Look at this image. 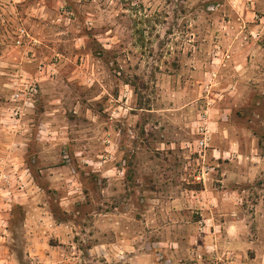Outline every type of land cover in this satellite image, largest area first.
<instances>
[{
	"label": "rangeland",
	"instance_id": "obj_1",
	"mask_svg": "<svg viewBox=\"0 0 264 264\" xmlns=\"http://www.w3.org/2000/svg\"><path fill=\"white\" fill-rule=\"evenodd\" d=\"M0 60V264H264V0H0Z\"/></svg>",
	"mask_w": 264,
	"mask_h": 264
},
{
	"label": "crops",
	"instance_id": "obj_2",
	"mask_svg": "<svg viewBox=\"0 0 264 264\" xmlns=\"http://www.w3.org/2000/svg\"><path fill=\"white\" fill-rule=\"evenodd\" d=\"M0 62H3V60L1 61L0 60ZM1 65V64H0ZM0 72H1V69H0ZM28 74V73H27ZM31 76V75H30ZM9 86H10V88L11 89H20L19 88V82H13L12 84L10 83L9 84ZM19 97V96H18ZM18 97L16 98V100L18 99ZM20 98V97H19ZM11 99V101L13 102L14 101V97H13V95H11V96H9V99L8 100H10ZM22 102V101H21ZM21 102H20V104H21ZM5 103L3 102V100H2V98H0V111H1V114L4 116L5 115V117H6V115H7V107L8 106H6V105H4ZM6 106V107H5ZM22 106H23V104H22ZM18 109V108H17ZM13 110H14V108H13ZM13 111L10 113V114H8V115H12L13 116ZM15 116L17 115L18 116V114H14ZM9 117V116H8ZM9 121V118H1L0 119V121ZM15 120H17L16 118H15ZM14 121L12 120V123H13ZM16 122V121H15ZM12 128L11 129H9L8 131H6V133H8V134H14L15 132H18V130H16L17 129V127L14 125H12L11 126ZM6 159H0V165H2L3 163L5 164L6 163ZM0 177L2 178V177H7V176H2V175H0ZM235 183H239V182H235ZM225 192V196L228 198V202H227V204L225 203L224 204V206H222V211H226V209H227V205L228 206H230V201H233V198L234 197H238L239 198V195L236 193V191H224ZM23 195H26V194H23ZM26 197V196H25ZM13 198H14V200H13V202H15V199H16V196H13ZM12 199V198H11ZM11 201V203H12V200H10ZM11 203H10V205H11ZM20 203H25V202H20ZM0 204H1V198H0ZM10 205H9V207H10ZM0 207H1V205H0ZM232 208H234V207H232ZM27 215L29 214V212H27L26 213Z\"/></svg>",
	"mask_w": 264,
	"mask_h": 264
},
{
	"label": "built area",
	"instance_id": "obj_3",
	"mask_svg": "<svg viewBox=\"0 0 264 264\" xmlns=\"http://www.w3.org/2000/svg\"><path fill=\"white\" fill-rule=\"evenodd\" d=\"M24 36H25V32H24L23 29H21V30L19 31V38L22 39ZM17 43L20 44V40H18ZM26 89H27V88H26ZM29 92H30V93H36L35 86L31 87V88L29 89ZM17 96H18V95H16V97H17ZM199 146H200V147L204 146L203 142H200Z\"/></svg>",
	"mask_w": 264,
	"mask_h": 264
}]
</instances>
